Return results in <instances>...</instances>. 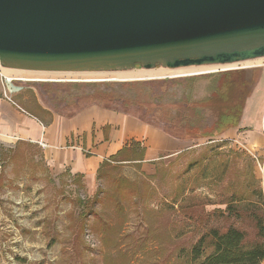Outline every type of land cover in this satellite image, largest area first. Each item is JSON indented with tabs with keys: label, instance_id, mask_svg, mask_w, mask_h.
<instances>
[{
	"label": "rangeland",
	"instance_id": "obj_1",
	"mask_svg": "<svg viewBox=\"0 0 264 264\" xmlns=\"http://www.w3.org/2000/svg\"><path fill=\"white\" fill-rule=\"evenodd\" d=\"M202 67L59 77L109 81L112 87L105 82H29L4 73L27 81L22 84L25 89L11 97L34 115L38 98L53 107L62 97L96 96L117 83L148 81L141 85L148 95L139 100L154 101L138 103L135 109L152 117L158 97L172 105L185 97L187 79L248 68L163 79L194 74ZM205 83H196L199 97L207 92ZM0 97L4 98L1 79ZM214 120L210 116L207 123ZM99 190L100 202H95ZM259 192L264 197L258 159L236 139L221 135L190 140L187 149L171 163H160L153 174L142 172L141 165L113 164L104 170L94 192L82 179L54 174L38 144L0 135V264H189L191 250L213 228L225 232L242 227L253 238L252 223L242 208L229 207L240 198L255 201Z\"/></svg>",
	"mask_w": 264,
	"mask_h": 264
},
{
	"label": "water",
	"instance_id": "obj_2",
	"mask_svg": "<svg viewBox=\"0 0 264 264\" xmlns=\"http://www.w3.org/2000/svg\"><path fill=\"white\" fill-rule=\"evenodd\" d=\"M256 59L264 0H0L4 69L115 73Z\"/></svg>",
	"mask_w": 264,
	"mask_h": 264
},
{
	"label": "crops",
	"instance_id": "obj_3",
	"mask_svg": "<svg viewBox=\"0 0 264 264\" xmlns=\"http://www.w3.org/2000/svg\"><path fill=\"white\" fill-rule=\"evenodd\" d=\"M246 67L240 72L248 84L240 120L221 136L236 139L254 154L264 180V59L253 60ZM37 102L34 110L38 114L34 115L15 101L0 97V135L38 144L43 161L54 174L81 176L90 192L97 188L104 162L120 164L111 159L120 158L122 151L135 143L144 149L143 161L124 165L140 163L146 174H153L160 163H171L189 146L190 140L178 139L130 111L63 97L55 102H62L61 108L39 98ZM27 108L32 109L30 105Z\"/></svg>",
	"mask_w": 264,
	"mask_h": 264
},
{
	"label": "trees",
	"instance_id": "obj_4",
	"mask_svg": "<svg viewBox=\"0 0 264 264\" xmlns=\"http://www.w3.org/2000/svg\"><path fill=\"white\" fill-rule=\"evenodd\" d=\"M186 95L178 103L166 104L164 97L155 99L152 109L153 118L141 114L136 110V104H152L153 98L148 101L139 100L142 95H148L142 92L141 87L145 82H122L117 83L118 87L104 89L96 93V96L80 97L82 102H98L109 108L122 109L124 111L134 110L140 118L149 124L163 128L170 135L182 139L192 140L198 138L218 137L230 128L235 127L241 117L243 105L248 94L247 83L240 72L221 73L205 77H193L187 79ZM206 81V94L198 96L199 89L196 90L197 81ZM160 82V81H157ZM89 84V83H88ZM91 85L101 83L94 82ZM103 85L112 87L113 83H104ZM199 88V87H197ZM132 92L134 98L127 97V93ZM150 107H146L150 111ZM215 116L213 123L208 124L207 119ZM156 118V119H154ZM144 157V149L140 144H133L125 148L120 154V158L114 157L112 161L122 165L124 162H141ZM110 161L104 162L99 173L98 180L102 178L104 170L112 166ZM135 165L139 166L140 163ZM77 177V176H76ZM77 178L82 179L81 176ZM123 179H117L122 181ZM99 190L95 202H100ZM85 204V202H84ZM95 204V203H94ZM233 207L242 208L243 212L250 219L254 229L253 238L250 239L246 229L242 227H230L225 232L218 229H211L204 234L190 253L189 264H262L264 261V197L259 192L257 200L249 201L242 198L238 199ZM234 210V209H233ZM238 218V215H237Z\"/></svg>",
	"mask_w": 264,
	"mask_h": 264
},
{
	"label": "bare ground",
	"instance_id": "obj_5",
	"mask_svg": "<svg viewBox=\"0 0 264 264\" xmlns=\"http://www.w3.org/2000/svg\"><path fill=\"white\" fill-rule=\"evenodd\" d=\"M249 64H251V61H248L246 63H241V64L203 66L202 69H199L197 73L201 74V73H210V72H220L224 70L237 69V67H239L240 65L243 67H246ZM158 69L163 70V71L169 70V69H163V68H158ZM139 70L148 71V70H142V69H137L135 71H139ZM4 71L5 73L6 72L15 73L22 80H30V81H35V82H104V81H90V80L76 79V78L60 79L59 77H68L69 75H72V74L74 75L75 74L77 75L78 74H107V73H78V72H38V71H25V70H15V69H4ZM135 71L115 72V73H132Z\"/></svg>",
	"mask_w": 264,
	"mask_h": 264
},
{
	"label": "built area",
	"instance_id": "obj_6",
	"mask_svg": "<svg viewBox=\"0 0 264 264\" xmlns=\"http://www.w3.org/2000/svg\"><path fill=\"white\" fill-rule=\"evenodd\" d=\"M246 67L239 66L237 69H243ZM234 70V69H231ZM226 71V70H224ZM220 71V72H224ZM216 73V72H215ZM211 74V73H210ZM0 79L3 82L4 85V98L7 99L10 102H13L12 100V95L15 93H20L25 89V86L22 85L23 83H27V81H22L14 78H9L5 73H4V68L0 66ZM31 82V81H29ZM33 82V81H32Z\"/></svg>",
	"mask_w": 264,
	"mask_h": 264
},
{
	"label": "flooded vegetation",
	"instance_id": "obj_7",
	"mask_svg": "<svg viewBox=\"0 0 264 264\" xmlns=\"http://www.w3.org/2000/svg\"><path fill=\"white\" fill-rule=\"evenodd\" d=\"M210 73H215V72H210ZM210 73H195V74H184V75H177V76H173V77H169V78H163V79H176V78H185V77H192V76H199V75H207ZM138 81V80H137ZM143 81V80H140ZM118 82V81H117ZM121 82V81H120ZM124 82H129V81H124Z\"/></svg>",
	"mask_w": 264,
	"mask_h": 264
}]
</instances>
